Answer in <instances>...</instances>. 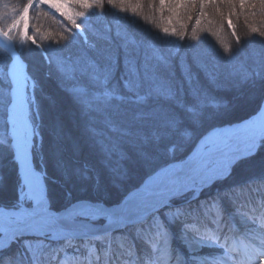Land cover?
I'll return each mask as SVG.
<instances>
[{
    "label": "snow or ice",
    "instance_id": "snow-or-ice-1",
    "mask_svg": "<svg viewBox=\"0 0 264 264\" xmlns=\"http://www.w3.org/2000/svg\"><path fill=\"white\" fill-rule=\"evenodd\" d=\"M159 8L155 9V0H148V6L160 13L170 15L166 18L169 26L180 18L181 10L191 20V13L198 11L196 24L209 15L206 9L214 13H221V5H227L233 11L237 6L243 12L255 16L257 5L264 15V0H158ZM145 0H27L21 7H17L12 0H0V113L3 114V131H0V184L9 179L4 175L3 165L8 163L14 170L15 201L6 205V210L0 211V216L8 218L9 223L0 228L7 237L13 240L7 244H0V264H20L23 256L27 255L32 264H41L45 245L37 243L35 247L26 243L24 253L12 250V243L24 235H38L49 237L51 240H106L115 229L134 228L137 233L155 232L160 235L165 244L173 227L178 228V234L183 239L185 234L191 235L190 241L185 240L186 246L191 249L192 264H264V222L251 223L254 231L248 232L243 239L240 237L223 236L219 228V221L208 220L202 214L200 205L192 207V200L200 195L206 187L217 181L226 180L233 170L242 162L259 159L264 165V60L255 67L241 65L240 71H224L219 63H210L197 51L198 43H189L192 51V61L199 72H203L210 83L219 82L221 76L228 83L237 88L234 97L225 101L222 97L213 95L204 88L191 89L190 101H181L173 108H160L143 113L145 118L155 129L150 137L153 149L162 151L165 155L176 152L188 141H199L195 150L190 151L184 158L182 165L153 166L149 158L143 163L150 166L149 178L131 187H125L118 199L110 201L107 198H92L87 195H76L73 188L106 190L105 176L87 162L83 164L60 163L59 179L66 186L64 199L66 204L61 210H54L47 183V170H37L34 163L37 150L43 152V136L41 133V104L38 93H43L42 81L34 76L28 65L22 59L24 52L30 45L41 49L49 65L55 64V70L60 77L62 90L73 97V100L82 106L85 114L89 110H111L116 115L118 107L112 101H124L125 97L118 95L116 89L100 90L109 80L115 60L111 63H101L99 57L103 54L95 50V55L83 59L81 55H73L71 51L64 54L65 49L81 37L85 42V35L93 17H102L106 9H111L117 15L124 14L129 20L135 19L142 23L155 24L154 16L144 11ZM35 7L47 8L38 15L49 16L60 23L67 33L62 40L42 45L37 42L35 35H30V10ZM228 25L233 29L236 38V47H224L220 56L225 65L231 66L245 39L259 37L264 42V28L250 26L245 38L236 35L235 28L229 16ZM211 23V21H209ZM157 26L161 40L172 44V49L164 54L153 50L144 57L145 71H135V79L125 78V87L135 97L137 103H143L145 96L137 95V90L147 86L146 96H152V85L160 79L158 69L170 67L171 58L180 57L182 73L191 83L196 77L191 66L187 63V54H182L176 41L183 42L185 36L173 27ZM186 25L181 24V28ZM34 31L39 32V29ZM210 32V29H205ZM14 33L18 35L17 38ZM119 35V33H117ZM174 38V39H173ZM197 39L195 31L189 38ZM90 49L94 45L89 46ZM128 54L126 53V56ZM158 61L148 69L149 60ZM130 61L126 59L125 67L129 69ZM135 68V61H131ZM51 74V70L47 75ZM159 92V88L155 89ZM256 104L255 114L237 127H227L213 130L210 135H203L199 127L209 119H220L230 114L240 106ZM111 123V121H106ZM116 131L115 127L111 128ZM242 134V138H241ZM148 142V138H146ZM242 145V146H241ZM60 149L54 148L53 155ZM188 170L181 177L177 168ZM195 172L196 175H191ZM55 183V181H53ZM235 187V186H233ZM198 189V190H197ZM224 189L223 193L231 191ZM188 191L195 195L190 200H183ZM218 191L209 199L217 202L224 198ZM180 201V202H178ZM222 209V203L219 204ZM164 211L165 220L160 217ZM98 219H104L102 226L94 225ZM166 221V222H165ZM212 226V230L209 227ZM203 229V230H202ZM221 233V234H217ZM102 234V235H97ZM218 248L220 252L213 258H203L195 255L199 248ZM88 257H96L95 247L84 244ZM63 249H52V253ZM74 249V252H78ZM51 258L55 259L54 256ZM98 259V257H96ZM65 255L60 264L70 261ZM85 264H94L86 260ZM144 264H156L148 257Z\"/></svg>",
    "mask_w": 264,
    "mask_h": 264
},
{
    "label": "trees",
    "instance_id": "trees-1",
    "mask_svg": "<svg viewBox=\"0 0 264 264\" xmlns=\"http://www.w3.org/2000/svg\"><path fill=\"white\" fill-rule=\"evenodd\" d=\"M26 2L27 0H12V3H14L17 7H21ZM158 8V0H155V9ZM258 10H260L259 7L256 8V11ZM44 11L49 10L47 8L41 7H35L30 10V35H35L37 42L42 45L62 40V37L66 36L67 33L63 31L61 24L57 23V21L61 18L57 16L54 20L52 19L53 14L51 13L47 17L43 16L42 14L38 15ZM144 11L149 16L155 17V24L142 23L135 19L129 20L126 16L123 17L121 15H117L114 10L106 9L102 17L92 18L86 34L88 41L94 38H100L108 43L105 44V46L103 44L101 46H99V44L96 45L92 43L85 44L84 39L79 38L70 49L64 50V54L67 55L68 52L71 51L73 55H81L83 59L87 60L88 58L95 55V50H100L103 54L101 57H99L101 63H111L112 59L115 60L112 74L107 83L101 86L100 90L116 89L118 95H127L129 97L132 96V94L125 87V78L134 80L135 71L137 69L140 73L145 71V54L147 53L150 56L154 49L167 54L172 49V44L161 40L156 30L157 26H159L160 29L169 26L166 23V18L170 14L165 11L163 13L165 19L161 20L160 13L148 6V0H145ZM193 12L191 15H193ZM257 14L261 16V14L258 12ZM197 15H199V13L194 15L193 18L189 20L184 11L181 10L180 18L178 20H174L173 25L169 27L174 26L177 31L184 34L185 39L190 38L194 31L196 37H201L203 35L207 49L206 51L201 52L202 50L199 47L204 42H198L196 39L191 43H198L197 51L203 54V58L207 62L219 63L222 70L224 71L238 72L240 71L241 65L255 67L259 65L262 60H264L263 57L257 63L256 60L251 58L250 54L247 55L246 50L244 51L245 48L241 47V50L237 53L233 64L231 66L225 65L224 61L220 59V56L224 54V47L235 48L236 45H233V43L229 42V37L226 36L227 33L223 31L224 25L221 24V22H223V20H221L222 18L217 17V19L214 20H212L210 17H208L207 20L202 18L201 23L197 25L195 19ZM240 15L244 16L243 14L234 15L229 12L228 17L230 16L232 22L237 24L238 17ZM209 21H211V23H209ZM256 23L257 22L255 21L253 22V24ZM181 24L186 25V27L181 28ZM258 24L260 26L262 24L264 27V20L258 21ZM37 28L39 29V32L34 31ZM205 29H210L211 31L205 32ZM249 31L250 30H245V32H243L242 30H238L237 35L241 38H245L246 32ZM117 33H119V35H117ZM255 38L257 37H254L250 40L245 39L242 45L247 43L249 47H253L254 51H259L261 52H258L259 54H264V46L258 45L255 42H258V40H255ZM176 44L179 47L180 53L184 54V51L187 50L184 47L185 40L183 42L176 41ZM90 45H94V48L90 49ZM125 46L127 47L126 49L124 48ZM187 48L189 49L188 51H193L191 48ZM138 49L139 51H137ZM126 53L128 54L127 56ZM189 55L192 57L191 54ZM43 57L44 55L40 53L35 45H30L29 49L24 52L23 56V59L28 65L31 73L42 81L43 93L41 96L40 93H38L40 103H42L43 100L44 104L50 106L52 103L48 100L49 97H63L65 102L71 104L73 110V120L80 128L82 138L87 141L86 142L83 140L81 143H79L78 141L74 140L73 136H65L61 131V134L59 135L57 134L59 133L58 131L56 133L51 131L50 133L53 137V140H51L50 134L45 129L46 137L45 142L43 143V152L41 155L44 157L42 161L48 173L47 183L49 185L51 198L56 206L54 210L63 209L64 205L66 204V200L64 199L66 186L59 179L61 169L58 166L57 161H60L61 164L65 162L71 164H83L87 162L89 166H94L96 169H99L105 176V183L107 185L106 190L98 192L95 190V188L89 190L81 189L79 186H76L73 188V191L76 195H87L92 198H107L110 201H113L115 198H119V196L124 192L125 187H131L135 184H138L143 178L149 175L150 166L143 163L145 157L151 160L153 166H163L175 159H179L178 156L180 154L186 153L193 147L195 142L190 140L174 153L169 152L167 155H165L162 151H155L150 140L152 132L155 129L151 126L150 122L145 118L142 112L141 114H135V109L132 111V107L134 106L131 105V103L134 100L132 99L130 101L128 97L124 100V105H120V101H112V105L118 107L119 113H121V115H116L111 110L105 111L95 109L89 110L87 114H85L82 106L77 104L71 95L62 90L60 77L55 70V64L53 63L52 65H49L47 61L43 60ZM126 59L130 61L129 69H126L125 67ZM131 61H135V68H132ZM157 63L158 61L154 59L149 60V71L151 70L152 65ZM187 63L191 66L192 73L196 77V79H194L191 83L186 80L185 75L182 73L181 66H179L181 64L180 57L177 56L171 58L170 67H160L158 69L159 74H163V78H161L159 75L160 79L154 82L157 84V87H153V89L155 90L156 88H159V92H156L157 97L154 98L145 95V89L147 86L138 89L137 95L145 96V99L150 98L153 101L155 100L154 102H151L155 107L157 106V103L165 102L166 106H158L159 108L168 109L173 108L182 100L190 101V92L191 89L194 88L207 89L211 91L213 95L222 97L225 101H227L228 97H230V95H226V91H229L226 89L228 82L224 80L223 76H221L219 82L210 83L205 77L204 73L198 71L192 60H187ZM50 70L51 74L47 75ZM165 76H167L169 82L171 81L174 83L173 89L175 92L172 95L170 94L168 88L165 89L158 86L159 84L163 85V82L161 81L166 79ZM162 90L166 92H163ZM231 93L236 94V90H232ZM43 94L45 97H43ZM47 101L50 103V105ZM225 118L222 117L220 119L207 120L199 127V132L203 134L208 131L210 127L216 124L232 122L231 119L224 120ZM3 119V114L0 113V131H3ZM109 120L111 121L110 124L106 122ZM112 127H115L117 130L112 131ZM67 137L68 140L66 139ZM146 138H148V142H146ZM49 139L51 140V143H48ZM57 147L60 149V151L53 155V149ZM251 163L254 164L255 161L252 160ZM240 165H244V162H242ZM3 167L10 171L11 178L8 179L6 183L0 184V191H8V193H0V206H6L13 203L16 197L14 170L8 163H5ZM256 171V173L248 175V178H252L250 182H241L244 179L242 176L245 171L243 168L238 170L234 169L231 175H235L237 178H234L229 184L227 183L228 180L225 182H220L216 185V189L210 187L211 189L208 188L204 190L196 198V200L191 201L192 207L196 208L197 204H199L201 211H207L211 208V210L217 212L215 213L217 215L212 216L210 220H219L221 216H218V214H220L221 211L228 213L229 208L233 207L234 204L241 205L238 210L246 212V214L251 215V217L255 215L259 216V214L262 213L264 206H258L257 203L259 201L255 200V198L252 199V196L255 194L264 195V174L259 172V170ZM135 177L138 179L136 180ZM53 181H55V183H53ZM243 186H248L249 189L246 191ZM240 187L242 189L237 191ZM228 188H231L232 190L227 193H223V190ZM218 191L223 193L224 198L222 200H219L218 198L217 202L211 201L209 198L215 195ZM249 200H252V203H249ZM221 203L223 205L222 209L219 207V204ZM226 216L227 214L224 217ZM160 217L162 221L165 220L163 209L161 210ZM175 230H177V227H173L171 232L174 233ZM209 230H212V226L209 227ZM118 231L115 232L110 238L111 243L113 245H117V252L115 254V258L117 259H119L120 256L125 257V255L120 252L119 248L124 249V246L119 245L120 242L116 237L136 238L139 240V244H147L150 239H156L160 236L157 233L151 234V232L136 233L135 229L131 227L121 229V232ZM80 241L81 240H77V242ZM166 247L170 248V250L167 249L164 253L168 255L169 259L168 262L164 264H192L191 256H187L184 251L183 253L184 256L187 257V262L184 256L181 258L180 255H178L181 247H179L177 237L173 238V236L169 235L167 237ZM12 250L24 253L25 248L22 242L17 240L12 243ZM96 254L99 256L98 253ZM119 262L120 260H118V263ZM114 264H117L116 261Z\"/></svg>",
    "mask_w": 264,
    "mask_h": 264
},
{
    "label": "rangeland",
    "instance_id": "rangeland-1",
    "mask_svg": "<svg viewBox=\"0 0 264 264\" xmlns=\"http://www.w3.org/2000/svg\"><path fill=\"white\" fill-rule=\"evenodd\" d=\"M258 7L259 6L257 5V8ZM207 11H208L209 15L204 18L206 20H207L208 17H210L212 20L217 19V17L218 18H222L221 20H223V22H221V24L224 25L223 26V31L225 33H227L226 36L229 37L228 40H229L230 43H233V45H236V38L233 35V29L229 27L228 22H227L228 19H229V17H228L229 12H231L234 15H237V14H243L244 15V16L240 15L238 17L237 24L232 22V24H233V26L235 28L236 35L238 33V30L239 31L242 30L243 32H245V30H250V26H254V27H257V28H264L262 24H261V26L258 24V21L264 20V15H262L259 12L260 10L256 11V13L258 12L259 14H261V16H259L258 14H256L255 16H252L251 14H248L247 13V9H245V11L242 12L240 10L239 6H237L235 8V10L233 11L227 5H221V13H222V15L220 13H214L211 9H207ZM197 13H198V11H194L192 17L194 15H196ZM120 15L125 17L124 14H120ZM254 21L257 22V23L253 24ZM207 28H209V27H207ZM246 33H248V32H246ZM85 35L87 36L86 33H85ZM243 35H244V33H243ZM14 36L17 38V41H18V39H19L18 35L14 33ZM81 38L84 39L83 37H81ZM255 40H258V42L255 41L258 45L264 46V42H262L259 39V37L255 38ZM197 41L198 42H204L199 47L202 50L201 52L206 51L207 49H206V46H205V41H204L203 35L201 37H197ZM84 42H85V40H84ZM129 42H132V41H129ZM191 42H193V41H190L189 38L185 39V46L184 47L187 50H185L184 52L187 54L186 59L188 61L192 60V57L189 55V54L192 55V52L188 51L189 49L187 48L188 44L191 43ZM87 43L88 44L92 43V44H96V45L99 44V46H101L103 44L105 46V44H107L108 42H105L104 40H102L100 38H98V39L94 38V39H91L90 41L85 42V44H87ZM257 44H255V45H257ZM255 45H253V46H255ZM241 47L245 48L244 51L246 50L247 55L250 54L251 58L256 60L257 63L259 62V60L261 58L264 57V54H259L261 52L254 51L253 47L252 46L249 47L247 43L242 45ZM124 48L126 49L127 47L125 46ZM37 49L42 54L41 49H39V48H37ZM137 51H139V49ZM122 59H124V58H122ZM43 60L46 61L45 56L43 57ZM248 60H250V59H248ZM179 66H181V64ZM252 67H254V66H252ZM159 75L161 76V78H163L162 77L163 76L162 73H160ZM168 76H169V73H168ZM165 78H166L165 80L163 79V81H161V82H163V85L159 84L158 86L159 87H163L165 89L168 88L170 94L172 95L175 92L174 89H173L174 88V83L171 82V81L169 82L167 76H165ZM172 81H174V80H172ZM153 87H157V84L154 83L152 85V88ZM238 87L239 86H234L231 83L227 84V88L226 89H228L229 91H226V95H230V97H228V99L231 98V97H234L236 94H238L237 93V88ZM232 90H236V94H232L231 93ZM145 91H147V88L145 89ZM162 91L166 92L164 90H162ZM40 96H41V94H40ZM43 97H45L44 94H43ZM52 97L53 98L49 97V99H48L52 103L51 105L47 101L50 106L44 104L43 100H42V103H40L41 104V123L43 125L42 128H41V133L40 134L43 136L44 142H45L46 130H47V132L50 134V136H51V133H50L51 131H53L55 133L58 131L59 132V133H57L58 135L61 134V132L65 136L71 135V136H73L75 141H78L79 143H81V141H83L84 139L82 138V134L80 133V128L78 127V125L75 124V121L73 120V117H72L73 110H72L71 104L65 102L63 100L64 99L63 97H54V96H52ZM124 97L126 99L129 96L126 95ZM151 97H154V98L157 97V94H156L155 90L153 91V95ZM132 99L135 101V97H133ZM134 101H132L131 105L134 106V107H132V111L135 109V114H141V112L143 114L145 112L152 111V109H157V111H158L160 109L159 106H163V107L166 106V103L164 102V103H157V106L155 107L153 105V103H151V102H154L155 100L153 101L150 98L149 99H145L143 103H137V102H134ZM119 104L120 105H122V104L124 105L125 103H124V101H120ZM255 108H256V104L254 102L249 104V105H247V106L238 107L237 109L231 111L229 115L223 117V118L226 117L224 120L231 119V121H232L231 123L216 124V125L210 127V129L208 131H206L205 133H203V135H207L208 133H210L215 128H218V127L221 128L223 126H227V125H230L232 123H237V122H240V121H242V120H244L246 118H249L250 116L255 114ZM44 120H46V121H44ZM58 127H60V128H58ZM81 132H82V130H81ZM66 139L68 140V137ZM51 140H53L52 136H51ZM51 140L49 139L48 143H51ZM84 141H86V140H84ZM198 142L199 141H195L193 147L189 151H187L186 153L180 154L178 156L179 159H175V160L169 162L168 164L184 160L185 156L190 151L194 150V148L196 147ZM43 159H44V157L41 155V152H39V150H37V154H36L35 160H34V163H35V165L37 167V170H40L41 168H45L44 163L42 161ZM251 161L252 160L245 161L244 165H238L235 168L236 170L243 168V170L245 171L243 173V176H242V177H244V179L241 182H250L252 180V178H248V175L252 174V173H256L257 172L256 170H259V172L264 174V172H263L264 171V165H262L260 163L259 159L258 158L254 159V161H255L254 164L251 163ZM251 164H253V165H251ZM3 170H4L5 176L10 179L11 178L10 171H8L7 168H4V167H3ZM245 174H246V176H245ZM137 177H139V176H137ZM137 177H135L136 180L138 179ZM145 178H143L142 180H145ZM234 178H237V177L235 175H230L226 180H223V181L225 182V181L228 180L227 183L229 184L230 181H233ZM259 178H261V177H259ZM136 180H134V181H136ZM223 181H217V182L213 183L211 185V188L216 189L215 188L216 185L219 184L220 182H223ZM227 183H224V184H227ZM243 187L246 189V191L249 189L248 186H243ZM208 188H210V187L204 188V190H206ZM3 192L8 193V191H6V190L5 191H0V193H3ZM201 192H200V194H201ZM194 195H195L194 191H188V192H186L184 194L182 199L183 200H190L191 197H193ZM115 200H116V198H115ZM178 202H180V201H178ZM0 208L1 209H6L5 206H0ZM163 211H165V210H163ZM229 213H231L232 219H231V221L228 220L226 225H227V228L232 229L233 232H231V234H227V236H230V237H233V238L240 237L241 239H243V237H244V235L246 233L254 231L255 230L254 226L251 223L252 220H255L257 222V224H259L261 222H264V210L262 211V213L259 214V217H256V216L251 217V215H249V214L247 215L246 212H243V211H240V210H237V211H234V212L232 211V212H229ZM221 218L222 217H220V219ZM104 221H105L104 219H98L94 223L96 225H100V224H103ZM117 230H119L121 232V229H115L114 231L111 232L110 236L106 240H92L90 242L87 241V240L78 239V240H81V241L77 242V240H73V241H71L69 243L68 241L63 240V239H61V240H51L49 237H41V236H38V235H24V236L19 237L18 239H15V241L19 240L20 242H22L24 248H26V243L31 244L33 247H35V245L37 243L45 245L44 255H43V258L41 260V262H42L41 264H60V261H62L64 259L65 255H67V256H69L71 258L70 261H66L65 264H85L86 260L92 261V262H94V264H110L109 262L107 263V258L102 256L101 251L98 250V249H99V247L101 245L104 244V242L110 243L111 241L109 239L111 238V236L115 232H117ZM1 233L2 232L0 231V235H1ZM174 233L177 234L176 237L178 239V244H179V247H181V249L179 250V254L178 255H180V257L183 258V255H184L183 251L185 252V254L187 256L190 255L191 254V249L186 246L185 240L190 241L192 239V236L185 234V237L182 239L179 236V234H178V228H177V230L174 231ZM151 234H156V233L155 232H151ZM99 235H102V234H99ZM223 236H225V235H221L222 239H223ZM12 240H13V238L10 239L9 241H7L5 244L11 242ZM85 243H88L89 247H95L96 253H98L99 255L101 254L100 255L101 258H99L97 256V254H96V257H98V259L96 257L89 258L88 254H87V251L84 248V244ZM152 244H154V243H152ZM152 244L149 245V247L154 249V247H152L153 246ZM161 246H162L161 248H165L167 246V244H163L162 243ZM54 248L55 249H63V251L57 252V253H52V249H54ZM74 249H78L79 251L78 252H74ZM119 250L126 257V260L124 262H122L121 264H134L133 261L130 259L131 257L128 259V254H127L126 250L121 249V248H119ZM107 251H108V248H107ZM24 252H25V250H24ZM219 252H220V249H218V248L203 247V248H199L197 250V252L195 253V255H198V256L203 257V258H211L210 255H217ZM160 255L163 257V258L161 257V259H162L161 262L162 263L163 262L166 263V260L169 259L168 255L167 254H160ZM52 256H54L55 259L51 258ZM120 258H121V256H120ZM154 259L157 260V258H154ZM146 260H147V258L145 257L144 261H146ZM157 263L158 262L156 261V264ZM20 264H32V262L28 259L27 255H25L24 257L21 258Z\"/></svg>",
    "mask_w": 264,
    "mask_h": 264
},
{
    "label": "bare ground",
    "instance_id": "bare-ground-1",
    "mask_svg": "<svg viewBox=\"0 0 264 264\" xmlns=\"http://www.w3.org/2000/svg\"><path fill=\"white\" fill-rule=\"evenodd\" d=\"M22 59H23V57H22ZM237 126L238 125H234V126H231V127H237ZM227 127L228 126H223L221 128L218 127V128L213 129V130H219V129L227 128ZM213 130L210 133H208L207 135H210L213 132ZM241 138H242V134H241ZM195 148H194V150H195ZM183 162L184 161L177 162V163H174V164H168V165H178L179 166V165H182ZM177 172H178V174L181 177H183V176H185L186 173H188V170L187 169H184V168H179L178 167L177 168ZM191 175H196V173L193 172V173H191ZM241 189L242 188L240 187L237 191H240ZM234 198H236V197H234ZM253 198H255V200H258L259 201L257 203L258 206H260V207L261 206H264V195L263 194H255V195L252 196V199ZM251 201L252 200H249V203H252ZM240 207H241V205H235L234 204L233 207L229 208L228 213H224L225 211H221V213L218 214V216H221L223 218L226 214H229V212L237 211ZM4 210H6V209H1L0 208V211H4ZM215 213H217V212L211 210V208L208 209L207 211H201V214L206 219H208V220H210V218L212 216L217 215ZM228 220L230 221V219L228 218V216L224 217L223 219H219L218 220L219 221V228L222 230V234L221 233H217V234H221V235H225L226 236L227 234H230L231 232H233L232 229L227 228L226 223L228 222ZM7 223H9L8 218H6L4 216H0V228H2L3 226H5ZM105 223H106V221H104L103 224L96 225L94 223V225H96V226H102ZM1 232L2 233L0 235V244H5L7 241H9L10 239H12V237H7L6 238V234L3 231H1ZM116 238L120 242L119 245L124 246V250H126V252L128 254V259L131 257L130 259L133 260V263L134 264H144V258L146 257L148 259L149 256H151L152 259L157 258V260L154 259L155 262L156 261L158 262L157 264H164V262L163 263L161 262V260H162L161 257L162 256L160 254H164L167 249L170 250L169 247L161 248L162 247L161 246L162 243L165 244L164 243L165 241H164V239L161 236L157 237L156 239H150V241H148L147 244L146 243L145 244H139V240H137L136 238H124V237H116ZM152 243H154V244H152ZM151 244L153 245L152 247H154V249H152L151 247H149V245H151ZM113 247H115V248H113ZM107 248H108V251H107ZM116 248H117V245H113L111 242L110 243L104 242V244L101 245L98 250L101 251L102 256H104L105 258H107L108 261L109 260H115L117 264H119V263L121 264L122 262H124L126 260V257H121L119 259L115 258V254L117 252V249ZM215 256L216 255H210L211 258H213ZM118 260H120L119 263H118ZM183 260H185V259H183ZM115 261H112V264H114ZM186 262H187V257H186Z\"/></svg>",
    "mask_w": 264,
    "mask_h": 264
},
{
    "label": "water",
    "instance_id": "water-1",
    "mask_svg": "<svg viewBox=\"0 0 264 264\" xmlns=\"http://www.w3.org/2000/svg\"><path fill=\"white\" fill-rule=\"evenodd\" d=\"M248 119V118H247ZM247 119H244V120H242V121H246ZM242 121H240V122H237V123H232V124H230V125H227L228 127H231V126H234V125H239ZM182 161H184V160H182ZM182 161H178V162H182ZM174 163H177V162H173V163H171V164H174ZM149 178V176H147L146 178H145V180H147ZM114 231V230H113ZM99 235V234H98Z\"/></svg>",
    "mask_w": 264,
    "mask_h": 264
}]
</instances>
